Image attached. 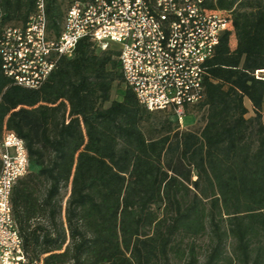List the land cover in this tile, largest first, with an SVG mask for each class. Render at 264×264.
Instances as JSON below:
<instances>
[{
    "label": "trees",
    "instance_id": "obj_1",
    "mask_svg": "<svg viewBox=\"0 0 264 264\" xmlns=\"http://www.w3.org/2000/svg\"><path fill=\"white\" fill-rule=\"evenodd\" d=\"M74 1L88 0H45L50 35ZM204 4L229 10L230 23L205 63L202 100L185 109L203 124L182 146L173 115L147 110L124 83L114 45L79 40L36 89L0 65V139H23L29 160L11 206L30 259L264 264V76L255 75L264 70V0ZM34 9L35 0H0V36Z\"/></svg>",
    "mask_w": 264,
    "mask_h": 264
},
{
    "label": "built area",
    "instance_id": "obj_2",
    "mask_svg": "<svg viewBox=\"0 0 264 264\" xmlns=\"http://www.w3.org/2000/svg\"><path fill=\"white\" fill-rule=\"evenodd\" d=\"M229 23V10L204 0L74 1L55 36L47 31L45 0H35L26 22L1 34L0 65L14 84L36 89L79 40L101 49L114 45L124 83L139 104L181 123L186 107L203 98L205 63ZM0 164V264H42L25 252L12 211L13 186L29 170L25 143L13 132L0 139Z\"/></svg>",
    "mask_w": 264,
    "mask_h": 264
},
{
    "label": "rangeland",
    "instance_id": "obj_3",
    "mask_svg": "<svg viewBox=\"0 0 264 264\" xmlns=\"http://www.w3.org/2000/svg\"><path fill=\"white\" fill-rule=\"evenodd\" d=\"M264 72V70H262ZM261 76H264V73H261ZM120 92L121 88L119 86H115L112 92V98H120ZM246 106L249 108L247 116L252 115V110L250 109V105L247 101H245ZM203 124L202 121V115L201 113H195V112H190L189 114H185L183 116V120L181 123L178 122V130H177V137H173L174 139H177L180 143V145H184L187 143V138L190 135H193L194 132L198 127H200ZM69 193V187H64L61 190V204L64 207L65 206V201L66 198L68 197ZM207 243H208V237L206 235L198 237L196 239V244H197V251L199 253L200 260L204 258V253L207 248ZM232 244L230 242L227 243L226 245V253L229 256L233 257V252H232ZM172 264H182V262H176L173 261Z\"/></svg>",
    "mask_w": 264,
    "mask_h": 264
}]
</instances>
